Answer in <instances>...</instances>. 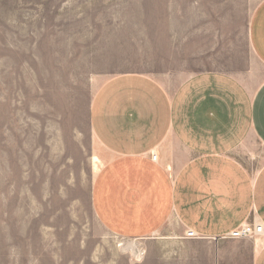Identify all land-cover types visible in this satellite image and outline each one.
Masks as SVG:
<instances>
[{"label": "rangeland", "instance_id": "1", "mask_svg": "<svg viewBox=\"0 0 264 264\" xmlns=\"http://www.w3.org/2000/svg\"><path fill=\"white\" fill-rule=\"evenodd\" d=\"M263 1L0 0V264H252L251 239L107 229L89 110L124 72L245 75Z\"/></svg>", "mask_w": 264, "mask_h": 264}, {"label": "crops", "instance_id": "2", "mask_svg": "<svg viewBox=\"0 0 264 264\" xmlns=\"http://www.w3.org/2000/svg\"><path fill=\"white\" fill-rule=\"evenodd\" d=\"M250 42L257 62L245 75L124 72L96 89L92 200L107 229L173 244L188 230L221 240L264 223V1ZM251 245L252 264H264V236Z\"/></svg>", "mask_w": 264, "mask_h": 264}, {"label": "built area", "instance_id": "3", "mask_svg": "<svg viewBox=\"0 0 264 264\" xmlns=\"http://www.w3.org/2000/svg\"><path fill=\"white\" fill-rule=\"evenodd\" d=\"M153 159H157V155L153 154ZM186 236L196 238L198 234L194 230H188ZM264 236V223H246L243 224L228 234H225L220 239H252Z\"/></svg>", "mask_w": 264, "mask_h": 264}, {"label": "bare ground", "instance_id": "4", "mask_svg": "<svg viewBox=\"0 0 264 264\" xmlns=\"http://www.w3.org/2000/svg\"><path fill=\"white\" fill-rule=\"evenodd\" d=\"M121 246L124 247L125 250L129 249L131 250L132 254H134L137 257L142 256V251L134 241H127L125 243H122Z\"/></svg>", "mask_w": 264, "mask_h": 264}]
</instances>
